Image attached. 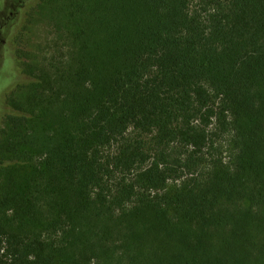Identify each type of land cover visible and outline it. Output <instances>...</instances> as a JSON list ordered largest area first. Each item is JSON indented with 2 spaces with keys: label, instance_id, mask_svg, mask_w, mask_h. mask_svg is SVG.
I'll use <instances>...</instances> for the list:
<instances>
[{
  "label": "trees",
  "instance_id": "obj_1",
  "mask_svg": "<svg viewBox=\"0 0 264 264\" xmlns=\"http://www.w3.org/2000/svg\"><path fill=\"white\" fill-rule=\"evenodd\" d=\"M68 1L67 68L13 58L0 264H264V0Z\"/></svg>",
  "mask_w": 264,
  "mask_h": 264
},
{
  "label": "rangeland",
  "instance_id": "obj_2",
  "mask_svg": "<svg viewBox=\"0 0 264 264\" xmlns=\"http://www.w3.org/2000/svg\"><path fill=\"white\" fill-rule=\"evenodd\" d=\"M68 0H46L37 7L36 0H0V26L17 13H21L14 22L19 24L17 30L10 35V40H0V128L4 126L3 119L8 112L6 104L7 93L17 84L26 86L32 80L30 75H24L18 64L14 61L15 52L18 51L20 60L28 66L26 70L35 71V66L42 64L45 73L52 74L58 67L67 68L71 63L69 47L71 42L68 33L73 27L68 24L66 12L69 11ZM19 12V11H18ZM23 12V13H22ZM25 24V25H24ZM24 25L22 32L18 30ZM18 26V25H17ZM17 44V45H16ZM25 90V87L20 92ZM130 135H137L131 133ZM146 141V148L153 150L151 136H142ZM217 152L221 157L230 160V143L228 135L217 134L213 136ZM153 148V149H152Z\"/></svg>",
  "mask_w": 264,
  "mask_h": 264
}]
</instances>
